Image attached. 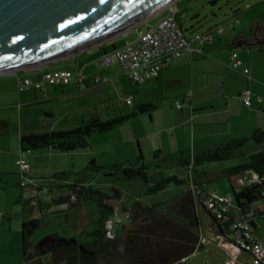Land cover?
Segmentation results:
<instances>
[{
  "label": "crops",
  "instance_id": "0c3cea01",
  "mask_svg": "<svg viewBox=\"0 0 264 264\" xmlns=\"http://www.w3.org/2000/svg\"><path fill=\"white\" fill-rule=\"evenodd\" d=\"M175 1L173 0L169 5ZM187 10L188 8L185 7L177 12L169 11L151 23L150 20L158 12L136 24L132 31L76 55L38 67L0 75V145L3 146L6 143L9 147L7 153L5 148L0 149V187L8 190L15 186L21 191L19 188L21 174L17 166L20 159L29 162L30 177L35 180L37 186L53 187L50 183L54 177L67 173L65 166L61 168L52 162V159L59 158V155L51 149L33 153L25 152L21 147V138L30 134L67 131L66 128L58 129L61 122L63 127H74L93 117L103 118V114H99L100 110L101 113L106 112L107 119L136 113L134 117L121 124L122 127L119 130L124 131L125 136L122 141L131 148L130 151L135 158L142 156L147 163L151 162L157 153H160L161 159L176 157L181 153L194 157L233 140L250 139L256 130L264 131V69L261 75L259 71H255L256 63L252 61V57L249 59L241 57L244 53L252 55L253 52H257L259 60L264 62V24L255 25L251 35L241 33L227 39L224 38L226 31L223 34L216 33L214 38L204 45L202 54L186 52L164 69L158 78L143 84H133L124 75L119 65L108 69L100 66V60L105 54L136 41L147 28L158 24L171 12L177 14L178 21L184 29L181 18ZM235 24L234 29L238 22ZM206 31L207 29L204 30ZM134 32L135 39H122ZM193 33L196 32L192 28L188 34ZM241 48L243 52L235 51ZM233 53H239V59L242 62L238 70L228 68ZM245 69L250 70V79L244 75ZM54 71L81 74L85 81L82 83L72 80L54 86L47 85L39 91L34 89L19 91L18 86L21 81L25 79L37 81L46 73ZM98 77H106L107 81L97 85L94 79ZM245 92H250L251 106L249 107L245 106L241 99V95ZM129 99L132 100V105H127ZM61 104H65L67 108L63 114L59 112ZM146 106L152 109L145 113L137 112L140 107ZM46 117L54 118L56 121L52 123V121L42 120ZM127 133H131L132 136L128 137ZM251 142L250 140L247 142L245 147H248V151H244V147L242 155L247 157L264 150ZM81 151L83 150L71 153L73 161L75 159L90 161L91 158H96L87 151L83 153ZM5 154L11 156L8 162L5 161ZM229 169L231 168H225L223 173L226 175ZM13 174L16 178L9 179V176ZM153 174L155 178L160 177L158 172ZM208 175L204 167L190 173V177H194L203 188L211 176ZM238 177L240 176L231 178L232 186L237 191L247 180L254 179L251 172L245 173L242 181L237 182ZM184 191L183 187V192L173 198V205L169 206V212L163 210L161 205L164 203L159 204L157 200L151 199L157 195L146 196L149 203L142 202L140 198H137L135 203L139 202L145 207L158 206L162 214L173 218L179 225L190 228L188 220L178 217L175 212ZM57 192L59 190H54L51 195L55 196ZM207 193L218 195L215 192ZM219 196H230V194ZM152 201H156V204ZM78 204H80L78 201L71 203L67 199L59 200L58 198L43 207L42 211L40 208H32V210L34 214L41 215L43 218L44 215L53 213L61 207L66 205L75 207ZM255 208L256 210L264 209V202ZM130 210L126 209L128 213ZM198 214L201 221L199 229L201 241L194 254L183 263L252 264L248 254L238 252L232 247L233 235L222 236L218 224L202 207L198 208ZM137 224L141 225L140 222ZM113 234L120 236V232L116 231L115 227ZM255 236L258 239L257 235ZM234 257L237 258L236 261L233 260Z\"/></svg>",
  "mask_w": 264,
  "mask_h": 264
},
{
  "label": "trees",
  "instance_id": "16d2710c",
  "mask_svg": "<svg viewBox=\"0 0 264 264\" xmlns=\"http://www.w3.org/2000/svg\"><path fill=\"white\" fill-rule=\"evenodd\" d=\"M151 109L150 106L140 107L137 112L145 113ZM135 115L136 113L132 112L127 116L115 117L106 121L93 117L71 130L25 135L21 138V147L25 152L51 149L60 153H71L85 150L90 147L91 137L108 133ZM249 140L259 147L264 146V131L256 130L250 139L233 140L194 157L181 153L176 157L161 159L160 153H157L149 163L139 156L135 165L130 162L114 166L91 164L89 169L104 174L106 179L103 184H88L84 181L70 182L68 173L55 176L50 183L53 187L39 185L36 189L38 191L48 189L51 193L59 190L57 192L60 195L59 200L67 199L71 202L69 196L75 194L78 202H94L98 212L97 228L90 233L91 243L83 244L74 238L50 236L39 243L35 254L31 255L29 254V239L39 229L40 220L26 218L22 224L25 261L27 263L32 260L40 262L42 257L50 255L55 264H102L103 262L111 264L119 261L124 264H185L183 262L194 254L201 241L199 207H202L218 224L222 236H234L229 225L222 223L203 206V200L208 193L202 185L195 181L194 177H190V173L196 172L207 164L246 157L242 155V151ZM247 157V164L229 169L226 171V176L231 179L251 172L258 177L257 181L247 180L239 191L232 186V194H230L234 203L231 209L233 220L248 223L253 234L256 235L262 226L258 220H264V209L256 210L255 208L264 202V150ZM153 168L157 170L171 168L173 172L170 177L155 178V175L151 173ZM129 181H142L147 187L145 196L157 195L171 185L184 187V194L177 203L175 212L178 217L188 220L190 228L179 225L173 218L162 214L158 206L145 207L137 202L129 213L130 223L135 221V229L125 231L128 227H124V234L115 236L111 229L115 209L105 204V200L120 201L122 192L118 186ZM101 185L109 186L111 193H104ZM19 188L22 191L21 201L25 197L26 190L21 184ZM0 190H4V187L1 186ZM35 199H28L31 200L29 206L33 209L40 208L41 211L48 203L55 201L54 199L51 202H43L38 197L39 201L36 202ZM139 222L141 225L137 224ZM121 246L124 247L123 251L119 250Z\"/></svg>",
  "mask_w": 264,
  "mask_h": 264
},
{
  "label": "rangeland",
  "instance_id": "374dc122",
  "mask_svg": "<svg viewBox=\"0 0 264 264\" xmlns=\"http://www.w3.org/2000/svg\"><path fill=\"white\" fill-rule=\"evenodd\" d=\"M168 5L158 11L159 13L157 12L158 14L155 15L150 22H155V20L163 17L169 11L177 12L182 8L187 7L188 10L185 12L183 18H181V23L184 29L188 30L187 33H189L192 28L196 33H199L204 32V30L211 27L220 25L223 27L224 31H226L224 38L228 39L241 33L251 35L255 25L264 24V0H176L171 5ZM236 22H238L237 27L234 30H230L229 24H235ZM134 28L135 26L128 29L126 32H130ZM135 37L136 34L134 32L126 35V37H123L122 39L131 40L135 39ZM235 51L243 52L244 50L241 48L236 49ZM241 57L247 59L252 57V61L256 63L255 71H259L262 75L261 71L264 69V62L259 60L257 52H253L252 55L244 53L241 54ZM66 110L67 108L65 107V104H61L59 112L63 114ZM99 114H103V118H100L101 120H109L107 119L108 117L105 111H102L101 113L100 110ZM42 120L47 122L52 121V123L56 121V119L51 117H46ZM61 123L58 128L60 130H64L63 128L71 130L79 126L63 127ZM121 127L122 125H119L111 132L95 135L90 138V147L83 151L89 152L96 158H91L90 161H86L85 159H75V161H73L72 152L60 153L54 151V153L59 155V158H53V164L61 168H63V166L67 168V173L69 174L68 179L70 182L84 181L88 184H103L106 179L104 174L89 169L91 164L96 163L97 166H114L125 162H130L135 165L138 162V159L135 158L133 153H131V148L122 141L125 133L123 130L120 132L119 129H121ZM127 134L128 137L132 136L131 133ZM251 143L258 148L262 147L264 149V146L259 147L254 142ZM1 148H5L6 153L9 152V147L6 143L3 146L0 145V149ZM42 151L49 150L44 149ZM83 151H81V153H83ZM244 151H248L247 146ZM33 152L35 151H31L30 153ZM4 158L5 161L8 162L11 156L5 154ZM247 163L248 157H240L227 162L205 165V172H208L209 175H211H208L210 178H208L207 184L204 187L206 192H215L218 195L232 194L231 179L223 173V170L225 168L228 169ZM47 164L48 160L46 161V165ZM156 172H158L161 177H170L173 171L171 168H163L162 170L153 168L151 170V173ZM244 177L245 173L241 174L236 181H242ZM10 178H16V175L13 174L12 176H9V179ZM100 187L104 193H111L109 186L101 185ZM118 188L122 192V199L120 201L105 200V204L111 205L115 209L111 225L112 231L115 227V230L119 231L120 235H123L124 227H128L125 231L135 229V221L130 223L129 213L126 209H131L137 198H140L142 202L149 203V201L147 199L148 197L144 196L147 187L142 181H129L120 184ZM20 192L21 191L15 186L8 190H0V264H55L50 255L42 257L40 262L32 260L27 263L25 261L22 245V224L26 218L40 220L39 229L29 239V254L31 255L35 254L36 246L50 236L74 238L83 244L91 243L92 237L90 236V233L97 228L98 220L97 206L94 202L82 201L75 207L66 205L65 207L57 209L53 213L44 215L42 218L41 215L34 214L35 212H33L32 208L28 207L30 202L28 201L27 196L20 201ZM182 192L183 187L171 185L151 199L157 200V203L159 204L164 203L161 205L163 206V210L169 212V206L171 207L173 205V198ZM58 198H60V196H56L53 199L57 200ZM35 201L37 202L39 200L36 198ZM152 203L156 204V201H152ZM258 222H260L262 226L257 231L256 235L264 248V220L260 219ZM119 250L123 251L124 247L121 246ZM102 264L105 263L103 262ZM111 264H124V262L119 261Z\"/></svg>",
  "mask_w": 264,
  "mask_h": 264
},
{
  "label": "water",
  "instance_id": "95a60500",
  "mask_svg": "<svg viewBox=\"0 0 264 264\" xmlns=\"http://www.w3.org/2000/svg\"><path fill=\"white\" fill-rule=\"evenodd\" d=\"M171 1L0 0V75L58 61L125 34Z\"/></svg>",
  "mask_w": 264,
  "mask_h": 264
},
{
  "label": "built area",
  "instance_id": "2783aa9c",
  "mask_svg": "<svg viewBox=\"0 0 264 264\" xmlns=\"http://www.w3.org/2000/svg\"><path fill=\"white\" fill-rule=\"evenodd\" d=\"M235 25L229 24V29H234ZM216 33L223 34L224 29L220 28L214 33L199 32L189 35L179 23L177 14L171 12L161 22L147 28L136 41L129 42L112 53L105 54L100 60V66L108 69L114 65H119L124 75L133 84H143L158 78L164 69L181 58L186 52L202 54L204 45L211 41ZM230 60L229 69L238 70L242 66L237 53H233ZM243 73L250 79L249 69H245ZM72 80L84 83L85 78L81 74L70 71H54L46 73L37 81L25 79L19 83L18 89L20 92L30 89L39 91L47 85L54 86ZM106 81V77L94 79V83L97 85ZM241 99L245 106H251L250 92L243 93ZM127 105H132L131 99L127 101ZM17 166L21 174L20 184L26 190L25 196L28 199L39 197L45 202H51L54 197L60 196L59 194L51 195L48 189L42 191L36 189L38 186L35 180L30 177L31 167L27 160L20 159ZM257 180L258 177L254 175L252 181ZM66 195L69 196V194ZM69 197L71 202L77 201L75 194ZM203 206L222 223L230 226L234 232L232 247L236 251L248 254L252 259V264H264L263 244L253 234L250 225L233 220L231 209L234 207V203L231 196L208 194L203 200ZM233 260L236 261L237 258L234 257Z\"/></svg>",
  "mask_w": 264,
  "mask_h": 264
},
{
  "label": "bare ground",
  "instance_id": "6f19581e",
  "mask_svg": "<svg viewBox=\"0 0 264 264\" xmlns=\"http://www.w3.org/2000/svg\"><path fill=\"white\" fill-rule=\"evenodd\" d=\"M172 1H173V0H172ZM172 1H171V2H172ZM171 2H168V4H170ZM168 4H167V5H168ZM167 5H165V6H167ZM165 6H163V7H165Z\"/></svg>",
  "mask_w": 264,
  "mask_h": 264
}]
</instances>
